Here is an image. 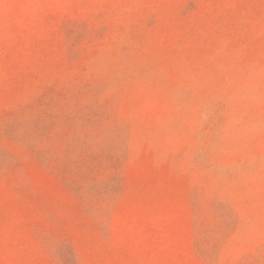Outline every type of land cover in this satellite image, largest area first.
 Wrapping results in <instances>:
<instances>
[{
    "label": "rangeland",
    "instance_id": "obj_1",
    "mask_svg": "<svg viewBox=\"0 0 264 264\" xmlns=\"http://www.w3.org/2000/svg\"><path fill=\"white\" fill-rule=\"evenodd\" d=\"M0 264H264V0H0Z\"/></svg>",
    "mask_w": 264,
    "mask_h": 264
}]
</instances>
